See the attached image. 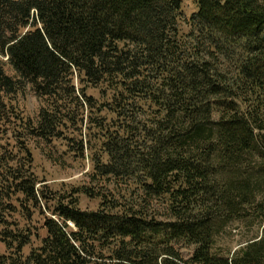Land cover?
I'll list each match as a JSON object with an SVG mask.
<instances>
[{
	"label": "trees",
	"instance_id": "16d2710c",
	"mask_svg": "<svg viewBox=\"0 0 264 264\" xmlns=\"http://www.w3.org/2000/svg\"><path fill=\"white\" fill-rule=\"evenodd\" d=\"M195 1L187 19L183 0H0V56L20 78L0 61V113L27 82L46 102L32 136L75 125L89 87L116 116L95 186L42 192L54 205L39 231L0 222V264H264V230L234 253L217 246L232 222L264 225V0ZM14 185L41 210L34 178ZM80 194L100 209L81 210Z\"/></svg>",
	"mask_w": 264,
	"mask_h": 264
},
{
	"label": "rangeland",
	"instance_id": "374dc122",
	"mask_svg": "<svg viewBox=\"0 0 264 264\" xmlns=\"http://www.w3.org/2000/svg\"><path fill=\"white\" fill-rule=\"evenodd\" d=\"M182 10L185 18L189 19L198 11L196 1L183 0ZM182 29L188 30L186 25H182ZM0 61L4 64L5 73L19 81V76L7 59L0 56ZM75 84L79 85L78 79H75ZM87 95L96 100L94 107L75 108L79 117L77 123L62 126L58 137L48 141L30 135L25 126L27 122L37 125L40 110L46 107V102L35 94L32 86L22 82L21 89L6 98L8 110L0 113V194H3L0 201V222H5V229L13 231L14 234H17L18 228L22 233L26 232V229L39 231L43 226V213L51 216L48 207L54 205V202L42 197V192L49 198L69 197L73 190L83 186H95L92 179L93 162L100 159L107 161L103 152L105 131L102 133V130H110L115 124L116 116L107 110L102 111L103 104L110 99L99 90L89 87ZM19 174H24L26 179L32 177L37 181L36 188L40 191L42 200L41 210H36L31 204H25L23 197L15 194V176ZM257 179H261L264 185V176ZM101 188L105 186L102 184ZM77 197L79 207L83 211L95 212L101 207L100 199H92L84 194ZM23 203L26 206L24 208ZM29 214L32 219L24 217ZM69 225L74 228L72 224ZM263 230L264 225L257 221L232 222L218 235L217 246L225 252L234 253L261 236ZM41 234L43 236L44 231H41ZM38 245L39 242L34 241L32 246L25 250V255ZM176 249L186 261H191L193 247L177 243ZM0 250L3 254L7 252L1 241Z\"/></svg>",
	"mask_w": 264,
	"mask_h": 264
}]
</instances>
